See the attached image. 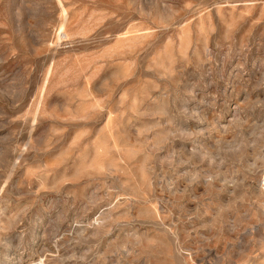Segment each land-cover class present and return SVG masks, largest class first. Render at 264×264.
<instances>
[{
    "label": "rangeland",
    "instance_id": "374dc122",
    "mask_svg": "<svg viewBox=\"0 0 264 264\" xmlns=\"http://www.w3.org/2000/svg\"><path fill=\"white\" fill-rule=\"evenodd\" d=\"M0 264H264V0H0Z\"/></svg>",
    "mask_w": 264,
    "mask_h": 264
}]
</instances>
